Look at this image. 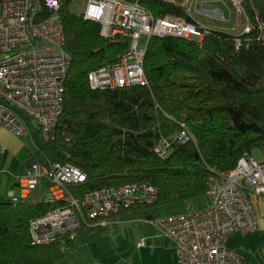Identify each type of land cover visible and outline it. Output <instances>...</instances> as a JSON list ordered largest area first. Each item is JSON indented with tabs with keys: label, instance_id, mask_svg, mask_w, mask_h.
I'll return each mask as SVG.
<instances>
[{
	"label": "trees",
	"instance_id": "obj_1",
	"mask_svg": "<svg viewBox=\"0 0 264 264\" xmlns=\"http://www.w3.org/2000/svg\"><path fill=\"white\" fill-rule=\"evenodd\" d=\"M228 1L236 19L237 7ZM139 2L157 19L194 21L181 0ZM71 3L63 0L61 8L73 58L63 110L56 135L44 140L39 159L82 167L87 180L73 186L79 196L127 182L159 188L154 204L130 207L113 218L131 212L157 216V207L166 204L170 213L185 212L192 204L194 209L205 206L212 169H232L245 153L264 148V0H242L241 19L249 31L209 27L201 41L153 36L145 57L149 84L106 90L92 89L89 73L118 62L131 39L104 37L101 24L85 19ZM183 128L192 134L186 143L177 140ZM163 138L172 147L159 156L155 148ZM52 208L44 199L0 202V264H59L78 244L93 242L104 232L83 222L74 240L33 245L31 219Z\"/></svg>",
	"mask_w": 264,
	"mask_h": 264
},
{
	"label": "built area",
	"instance_id": "obj_2",
	"mask_svg": "<svg viewBox=\"0 0 264 264\" xmlns=\"http://www.w3.org/2000/svg\"><path fill=\"white\" fill-rule=\"evenodd\" d=\"M232 1L241 11L242 0ZM62 5L63 0H0V126L19 137L30 134L21 113L36 122L45 141L56 135L73 60L66 47ZM71 6L85 19L99 22L104 37L121 34L131 39L118 62L89 73L95 90L149 84L145 57L153 36L199 39L209 29L185 17L157 19L139 0H72ZM191 138L187 128L177 136L180 143ZM171 147L172 141L163 138L155 150L166 156ZM258 152L261 160L255 152L245 153L232 169H212L205 206L141 219L173 241L178 264H245L244 256L227 242L236 232L260 228L253 196L264 200V148ZM33 159L17 175L22 195L12 199L14 204L37 202L36 192L47 185L44 200L53 208L31 219L33 245L74 240L83 222L109 226L113 215L159 199V188L149 182L101 187L79 196L73 186L87 180L82 167L69 161L45 164L36 155ZM261 220L264 226V216Z\"/></svg>",
	"mask_w": 264,
	"mask_h": 264
},
{
	"label": "crops",
	"instance_id": "obj_3",
	"mask_svg": "<svg viewBox=\"0 0 264 264\" xmlns=\"http://www.w3.org/2000/svg\"><path fill=\"white\" fill-rule=\"evenodd\" d=\"M21 114L29 124V135L19 137L7 127L0 126V202L22 195L17 175L30 166L44 143L38 137H42V134L36 122L24 113ZM253 201L260 216V228L247 233L236 232L227 243L229 245L231 241L229 246L244 256L245 264H264V226L261 220L264 216V200L253 196ZM144 224L146 226L143 227L136 247L132 253L127 254L124 259L126 262L122 264H178L173 241L152 226Z\"/></svg>",
	"mask_w": 264,
	"mask_h": 264
},
{
	"label": "rangeland",
	"instance_id": "obj_4",
	"mask_svg": "<svg viewBox=\"0 0 264 264\" xmlns=\"http://www.w3.org/2000/svg\"><path fill=\"white\" fill-rule=\"evenodd\" d=\"M181 1L187 7V10L189 8L191 9L190 15L193 17V19L195 21L198 20L206 27L233 31L235 33H240L242 30L249 31V25L242 22V10L239 11L238 7L236 6L237 13L236 19H234V7L231 6L228 0ZM203 37L199 39L191 37L188 39L201 41ZM38 137L43 143L44 140L42 137L39 135ZM255 155L259 160L262 159L260 152L256 151ZM45 195L46 189L45 187H41L35 195L38 201L34 203L41 202ZM169 207L171 206L167 204L159 208L157 207V209H159V215L157 216L169 214ZM130 214L124 213L118 217H114V221H116L115 223L113 222L114 225L112 223L110 224V227L105 228L101 236L99 235L95 241L86 244H78L77 247L71 251L70 255L68 254L66 260L60 262L59 264L125 263V257L127 254L132 253L134 247H136L137 241L140 238L141 232L145 225L143 222H141V219L144 216L141 217L136 213H133V216L132 212ZM229 243L231 246V241Z\"/></svg>",
	"mask_w": 264,
	"mask_h": 264
}]
</instances>
